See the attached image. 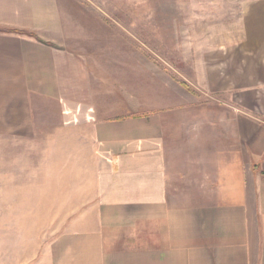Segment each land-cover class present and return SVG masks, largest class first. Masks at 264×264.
<instances>
[{
    "label": "crops",
    "instance_id": "1",
    "mask_svg": "<svg viewBox=\"0 0 264 264\" xmlns=\"http://www.w3.org/2000/svg\"><path fill=\"white\" fill-rule=\"evenodd\" d=\"M243 27L238 44L262 69L264 0L247 5ZM0 29V135L38 132L45 100L99 159L94 199L35 264H264V110L249 100L200 112L192 91L160 72L146 98L134 82L160 63L135 47L104 61L60 47L59 0H0ZM221 90L237 99V86Z\"/></svg>",
    "mask_w": 264,
    "mask_h": 264
},
{
    "label": "rangeland",
    "instance_id": "2",
    "mask_svg": "<svg viewBox=\"0 0 264 264\" xmlns=\"http://www.w3.org/2000/svg\"><path fill=\"white\" fill-rule=\"evenodd\" d=\"M251 1L59 0L64 19L60 47L94 61L138 48L145 62L163 68L145 69L144 84L142 78L134 82L144 86L146 98L152 87L164 83L160 72L185 82L200 112L246 109L250 101L264 110V68H249L255 55L238 44ZM254 75L256 80L249 81ZM236 86V100L233 92L217 93ZM118 89L124 97L142 98L131 84ZM36 104L38 132L0 135V264L28 259L35 264L96 195L94 143L88 135L76 141L71 130L60 129L56 105Z\"/></svg>",
    "mask_w": 264,
    "mask_h": 264
},
{
    "label": "trees",
    "instance_id": "3",
    "mask_svg": "<svg viewBox=\"0 0 264 264\" xmlns=\"http://www.w3.org/2000/svg\"><path fill=\"white\" fill-rule=\"evenodd\" d=\"M0 30H2V29H0ZM9 31H16V32H20V33H28V34H31V35H33V36H36V34H34V33H32V32H29V31H26V30L9 29ZM182 83L186 85L185 82H182Z\"/></svg>",
    "mask_w": 264,
    "mask_h": 264
}]
</instances>
